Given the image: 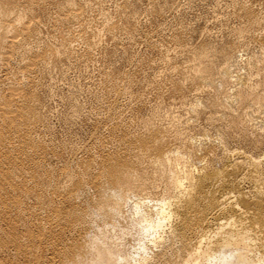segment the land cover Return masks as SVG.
<instances>
[{"label":"rangeland","instance_id":"1","mask_svg":"<svg viewBox=\"0 0 264 264\" xmlns=\"http://www.w3.org/2000/svg\"><path fill=\"white\" fill-rule=\"evenodd\" d=\"M249 158L263 170L264 0H0V264H136V205L156 219L172 169L244 176L223 189L249 207ZM250 208L237 254L264 264ZM177 220L144 264L192 263L202 233Z\"/></svg>","mask_w":264,"mask_h":264},{"label":"bare ground","instance_id":"2","mask_svg":"<svg viewBox=\"0 0 264 264\" xmlns=\"http://www.w3.org/2000/svg\"><path fill=\"white\" fill-rule=\"evenodd\" d=\"M248 161L253 169L249 181L253 184L252 188L254 191L252 198L246 202L249 207L243 206L245 197L240 191L233 192L223 189V187H227L228 184L236 185L247 180L244 176L240 178L234 177L232 181H229L224 180L222 171L213 173L204 170L193 175L185 168L177 169L175 167L172 169L167 184L168 189L173 191V193L171 192L173 195L170 197L173 200L170 198L169 200L171 201L161 199L152 204L153 208L151 209L154 210L156 219L150 218V216L146 214V210L144 211L136 205V215L137 217L141 216L146 225L140 229L139 247L134 252V255L138 258L136 259V257H134L137 262L135 263L144 264L147 259L146 254H148L151 247H154L155 244L161 240V235L165 232L167 224L170 219L175 216L178 220L172 231L173 238H179V236L183 237L185 232L193 234V227L197 229V235L202 233L200 235L201 239L192 245L190 252L187 254V257L192 259V263L190 261V264H230L233 256L230 254L231 257H226L224 255L225 252H222L223 254L221 253V251L228 248L236 252H233L235 254V259L232 264H245L246 262H244L240 254L237 253L239 251L251 252V247H249L252 242L251 237H254V234L257 233V231H253L252 227L248 226V219L254 217L250 207L256 206L258 207L257 209L264 211V168L262 171L258 170L259 160L249 158ZM238 164H243V162H238ZM228 168L229 167L226 169ZM224 181H227V184L222 185ZM208 193H212L213 198L209 199ZM149 203H151V201H148L147 204ZM211 203L212 205H210ZM141 204L143 205L145 202L143 201ZM171 205L174 207L173 214L169 209ZM199 208L201 209L199 210ZM193 219L195 222L192 224ZM211 220L215 221V230L206 231L205 234H203V231L209 227V222ZM225 227L230 228L231 232H222ZM207 233H209V235ZM262 233L264 234V229ZM210 234L216 239L206 242ZM259 242L260 247L263 249V235ZM226 255H228V253H226ZM259 255L257 256L256 254L255 256L257 261L261 263L262 260H260V258L262 257ZM110 258H112V256ZM120 259L124 260L125 258ZM124 264L130 263L125 262Z\"/></svg>","mask_w":264,"mask_h":264}]
</instances>
